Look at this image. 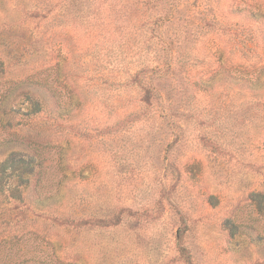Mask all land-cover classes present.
Returning <instances> with one entry per match:
<instances>
[{
	"label": "rangeland",
	"instance_id": "374dc122",
	"mask_svg": "<svg viewBox=\"0 0 264 264\" xmlns=\"http://www.w3.org/2000/svg\"><path fill=\"white\" fill-rule=\"evenodd\" d=\"M0 264H264V0H0Z\"/></svg>",
	"mask_w": 264,
	"mask_h": 264
},
{
	"label": "trees",
	"instance_id": "16d2710c",
	"mask_svg": "<svg viewBox=\"0 0 264 264\" xmlns=\"http://www.w3.org/2000/svg\"><path fill=\"white\" fill-rule=\"evenodd\" d=\"M21 144H23V143H21ZM19 168V167H18ZM33 172V168H28V166H23V167H21V169H20V171H18V174H17V176H19V177H21V178H23V175L25 174V173H29V172Z\"/></svg>",
	"mask_w": 264,
	"mask_h": 264
}]
</instances>
